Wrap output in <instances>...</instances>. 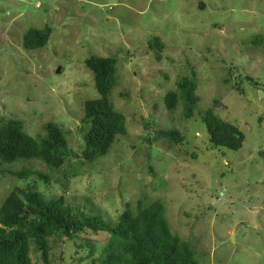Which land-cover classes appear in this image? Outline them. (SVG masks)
<instances>
[{"label":"rangeland","instance_id":"rangeland-1","mask_svg":"<svg viewBox=\"0 0 264 264\" xmlns=\"http://www.w3.org/2000/svg\"><path fill=\"white\" fill-rule=\"evenodd\" d=\"M44 27L46 45L25 49L24 34ZM91 56L116 61L108 98L126 133L87 162L84 103L98 96ZM191 75L199 101L186 118L180 99L167 109L164 97ZM208 108L243 133L240 149L210 145L200 119ZM8 119L35 139L57 125L69 153L53 169L0 162V207L27 186L109 221L159 200L198 264H264V0H0V125ZM21 170L32 174L10 175ZM47 240V264H91L111 239L85 231ZM30 264H44L32 243Z\"/></svg>","mask_w":264,"mask_h":264},{"label":"trees","instance_id":"trees-1","mask_svg":"<svg viewBox=\"0 0 264 264\" xmlns=\"http://www.w3.org/2000/svg\"><path fill=\"white\" fill-rule=\"evenodd\" d=\"M50 32L49 27L28 30L23 36V47L27 50L42 48ZM153 47L161 49L157 41ZM84 63L93 73L98 95L84 103L87 126L82 158L91 162L106 154L116 138L125 135L126 120L108 98L116 83L115 59L91 56ZM176 86L179 94L168 92L164 97L165 106L173 109L180 99L184 117L190 118L199 101L196 79L193 75L183 77ZM200 113L212 147L231 151L242 147L244 135L237 127L223 121L210 108ZM159 134L171 140L178 136L174 130ZM68 153L64 132L53 123L45 125V135L39 139L26 134L18 119H8L0 125L1 163L37 159L53 169L63 164ZM31 174L25 170L10 173L19 180ZM38 175L40 179H47L45 175ZM85 208L84 204H66L63 198H45L33 186L15 188L0 207V264H30V243L47 264L48 238L55 235L70 238L85 231L108 233L111 239L91 264H198L189 245L171 233L159 200L138 207L136 212L127 208L115 221L106 220L98 209L85 212ZM88 243L85 246L89 254H93V247Z\"/></svg>","mask_w":264,"mask_h":264}]
</instances>
